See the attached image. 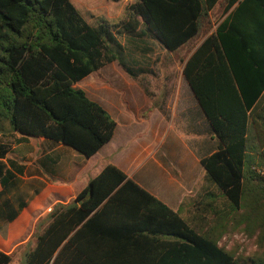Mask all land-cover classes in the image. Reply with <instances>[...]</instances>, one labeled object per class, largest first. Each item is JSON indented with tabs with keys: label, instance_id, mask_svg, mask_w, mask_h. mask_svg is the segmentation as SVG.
<instances>
[{
	"label": "trees",
	"instance_id": "16d2710c",
	"mask_svg": "<svg viewBox=\"0 0 264 264\" xmlns=\"http://www.w3.org/2000/svg\"><path fill=\"white\" fill-rule=\"evenodd\" d=\"M128 12L111 28L88 24L70 0H0V222L27 206L1 137L86 159L113 138L116 122L75 85L114 62L132 76L115 32L188 48L182 76L217 139L202 184L174 211L107 165L37 221L22 264H264V0H137ZM230 231L254 237L255 251L220 247ZM16 252L0 251V264Z\"/></svg>",
	"mask_w": 264,
	"mask_h": 264
},
{
	"label": "crops",
	"instance_id": "0c3cea01",
	"mask_svg": "<svg viewBox=\"0 0 264 264\" xmlns=\"http://www.w3.org/2000/svg\"><path fill=\"white\" fill-rule=\"evenodd\" d=\"M184 82L189 89L185 80ZM140 90L136 89L140 97L136 98V95L132 94L137 102L136 108L131 107V102L128 104V98L124 99L130 117L124 116L123 111L119 114L115 96L107 91L108 104L103 108L111 117L117 115L118 122L113 119L117 125L116 130L111 141L89 159L51 141L27 138L19 142L20 136L12 133L1 137L2 141L9 142L11 147L4 161L11 160L22 167V173L16 176L20 181L17 194L25 197L27 203L15 220L10 223L0 222L1 252L12 254L18 250L16 254L19 255L21 246L30 240L37 221L50 213L55 205L71 203L86 187L88 181L96 177L107 165L117 167L127 178L174 211L183 203L188 205L195 199L205 174L198 168L201 166L200 160L216 149L206 156H201L200 149L198 153H188L177 138L165 135V127L162 129L160 123V114L153 120L149 114L139 116L141 103L142 106L147 103L144 99L147 94L144 91V94H141ZM192 98L195 100L193 95ZM195 104V111L201 114L196 101ZM203 116L202 114V120L206 121ZM143 121L148 124L152 139L150 142H135L133 131L139 124L142 125ZM191 140H195L194 137ZM163 146L165 153L160 156L159 151ZM175 158H178L177 162H174ZM147 170L148 173H145ZM153 177L161 181V189L149 182ZM20 258L23 259L22 256Z\"/></svg>",
	"mask_w": 264,
	"mask_h": 264
},
{
	"label": "rangeland",
	"instance_id": "374dc122",
	"mask_svg": "<svg viewBox=\"0 0 264 264\" xmlns=\"http://www.w3.org/2000/svg\"><path fill=\"white\" fill-rule=\"evenodd\" d=\"M70 1L91 26L105 22L111 28L121 27L128 18L129 6L137 2V0H117L116 2L113 0ZM146 33V37L140 38L124 32L121 34L115 32L116 39L122 46L120 58L132 71V76L128 75L118 62H114L99 72L91 74L76 84L75 87L82 89L88 98L103 107L108 104L107 91H109L116 98L119 114L123 111V115L127 117L131 115L130 111L127 110V105H124V99L128 98V104L130 105L131 102V107L136 108L137 102L133 96L140 97L138 91L141 88L140 93L144 94L145 92L147 94L144 96L147 103L144 106L141 103L138 111L139 116L149 114L153 120L157 114H160L161 127L162 129L165 127L166 136L177 138L188 153H198L200 149L201 156H206L217 148V139L207 122L202 120L201 111V114H197L195 111L193 106L196 105L195 100L184 84L181 60L187 54L188 48L183 47L174 53H170L156 39L148 35V32ZM135 114L137 115V112ZM112 117L118 122L117 115H112ZM147 127L148 124L143 121L142 125L139 124V127L133 131L135 142L151 141L150 128ZM192 137L195 140H191ZM164 150L163 146L159 151L160 156L164 155ZM173 160L177 162L178 158ZM198 168L204 172L201 166ZM145 173H148V170ZM149 182L155 187L162 188L161 181H158L156 177H153ZM192 199L189 198V200ZM218 245L227 251L245 257L256 249L254 237L236 231L227 232ZM33 246L34 240L29 248ZM19 253V255H14L13 262L15 261V264H22L23 259L20 260V257H23L24 251Z\"/></svg>",
	"mask_w": 264,
	"mask_h": 264
},
{
	"label": "water",
	"instance_id": "95a60500",
	"mask_svg": "<svg viewBox=\"0 0 264 264\" xmlns=\"http://www.w3.org/2000/svg\"><path fill=\"white\" fill-rule=\"evenodd\" d=\"M114 2H116L117 0H113Z\"/></svg>",
	"mask_w": 264,
	"mask_h": 264
}]
</instances>
